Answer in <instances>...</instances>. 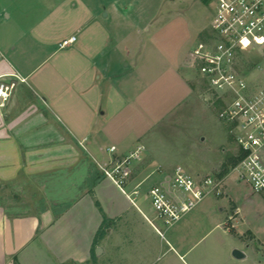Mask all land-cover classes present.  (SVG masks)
<instances>
[{
	"label": "crops",
	"instance_id": "crops-1",
	"mask_svg": "<svg viewBox=\"0 0 264 264\" xmlns=\"http://www.w3.org/2000/svg\"><path fill=\"white\" fill-rule=\"evenodd\" d=\"M88 10L81 19L74 2L0 0V76L16 82L0 106V264H264V243L230 224L227 197L208 196L167 223L150 190H171L172 181L149 159L122 187L101 172L98 164L132 151L193 88L182 58L157 66L140 38L118 55L101 7ZM61 179H77L74 196ZM29 182L43 200H70L29 211L28 195L13 194Z\"/></svg>",
	"mask_w": 264,
	"mask_h": 264
},
{
	"label": "rangeland",
	"instance_id": "rangeland-1",
	"mask_svg": "<svg viewBox=\"0 0 264 264\" xmlns=\"http://www.w3.org/2000/svg\"><path fill=\"white\" fill-rule=\"evenodd\" d=\"M65 1L74 2L77 16L81 19L85 16L83 13L89 12H85L86 8L95 11L98 6L101 7V21L115 33V37L117 34L120 46L118 55H123L122 51L127 42L135 44L140 38L139 48L141 51L147 49L152 63L155 62L157 66L164 61L174 62L175 65L177 60L182 58L181 62L184 63L192 82L190 99L173 114L161 120L148 137L124 156L135 152L139 146L143 147L130 164L128 179L135 171L143 170L144 167L139 163L142 164L146 159L151 161L150 170L163 172L162 179L171 181L177 169L190 174L196 181L210 175L223 176L226 178L224 194L212 196L229 199L228 210L232 221L230 224L234 222L237 225L240 235L253 240L256 246L264 243V190L256 192L248 180L241 179L239 174L233 171V167L226 172L225 163L229 162L228 156L237 153L238 146L227 125L219 119L218 107H214L206 99V85L200 78L193 56L197 43L207 39L212 33L211 19L215 0H43V3L49 6L51 3ZM260 62L264 64V56L253 57L250 63L244 64L254 66ZM255 72L257 75L262 73L259 69ZM140 158L144 160L137 162ZM115 161L98 166L100 169L101 165L111 168ZM101 172L105 175L102 169ZM157 174L150 179H157ZM61 180L64 181L60 187L61 192L67 191L65 196H74L76 193L72 191L73 181L77 179ZM52 185H48V191L53 190ZM39 186L38 183L29 182L23 186L24 192L17 190L13 194L17 195V200L21 195H28V210L35 212L42 208L44 203L46 205L53 201L42 199L44 189ZM11 187L9 185L1 189L9 194ZM65 196L53 202L64 205L70 200ZM262 246L264 251V245Z\"/></svg>",
	"mask_w": 264,
	"mask_h": 264
},
{
	"label": "built area",
	"instance_id": "built-area-1",
	"mask_svg": "<svg viewBox=\"0 0 264 264\" xmlns=\"http://www.w3.org/2000/svg\"><path fill=\"white\" fill-rule=\"evenodd\" d=\"M210 37L193 49L197 71L206 85V99L218 107L219 119L227 125L237 143L239 158L233 171L248 180L256 192L264 190V64L251 66L253 57L264 56V0H215ZM76 36L64 39L69 46ZM263 60V59H262ZM259 69L260 74H256ZM260 79V80H259ZM262 81V82H261ZM16 87L15 81L0 76V106L7 105ZM143 147L113 167L101 165L107 177L123 186L132 160ZM116 150V146L110 148ZM223 176H207L196 181L177 169L171 190L155 185L150 190L153 205L167 223L179 220L210 195L224 194Z\"/></svg>",
	"mask_w": 264,
	"mask_h": 264
},
{
	"label": "trees",
	"instance_id": "trees-1",
	"mask_svg": "<svg viewBox=\"0 0 264 264\" xmlns=\"http://www.w3.org/2000/svg\"><path fill=\"white\" fill-rule=\"evenodd\" d=\"M228 161L227 163H225V170L227 172V170L230 169V167H234L236 165V163L238 162L239 158L235 155V154H232L230 156H228ZM99 206V202L97 203ZM108 221V217L104 215V224ZM102 228V227H101ZM99 229L96 237H95V240H94V244L98 242L99 238L101 237V233H102V229Z\"/></svg>",
	"mask_w": 264,
	"mask_h": 264
},
{
	"label": "water",
	"instance_id": "water-1",
	"mask_svg": "<svg viewBox=\"0 0 264 264\" xmlns=\"http://www.w3.org/2000/svg\"><path fill=\"white\" fill-rule=\"evenodd\" d=\"M233 255L236 258H244L246 256V254L242 250H240V249H234Z\"/></svg>",
	"mask_w": 264,
	"mask_h": 264
}]
</instances>
